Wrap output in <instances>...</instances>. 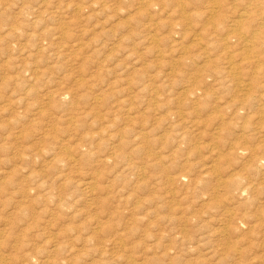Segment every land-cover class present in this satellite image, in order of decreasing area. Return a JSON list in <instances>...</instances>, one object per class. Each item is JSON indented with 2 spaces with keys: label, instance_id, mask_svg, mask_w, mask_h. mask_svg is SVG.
<instances>
[{
  "label": "rangeland",
  "instance_id": "374dc122",
  "mask_svg": "<svg viewBox=\"0 0 264 264\" xmlns=\"http://www.w3.org/2000/svg\"><path fill=\"white\" fill-rule=\"evenodd\" d=\"M162 21L143 0H0V264H264V192L218 191L247 162L227 119L187 105ZM171 197L193 224L169 222Z\"/></svg>",
  "mask_w": 264,
  "mask_h": 264
},
{
  "label": "bare ground",
  "instance_id": "6f19581e",
  "mask_svg": "<svg viewBox=\"0 0 264 264\" xmlns=\"http://www.w3.org/2000/svg\"><path fill=\"white\" fill-rule=\"evenodd\" d=\"M143 4L148 18L152 15L175 17L172 23L159 22L157 28L168 36L164 38V44L177 51L182 64L188 61L192 71L193 88L184 89L182 95L194 114L200 113L199 107L204 103L210 109L203 113L217 116L218 121L221 117L219 124L228 120L226 137L236 142L233 147L228 145V149L247 162L241 174L229 180L220 182L214 175L218 191L226 198L248 201L245 206L249 208L257 207V194L264 192V0H143ZM150 31L157 30L150 27ZM170 115L186 127L179 112ZM220 134V130L215 133L217 137ZM146 135L147 132L140 131L136 139L142 141ZM223 160L224 165L233 167ZM221 161L216 159V165ZM251 173L259 177L251 180L247 177ZM174 182L190 194L199 187L185 174L175 178ZM91 183H79L78 186L81 185L83 190L97 189ZM219 196L218 192L213 195L214 198ZM173 201L171 197L167 202V208L172 212L169 222L193 224L187 215H181L180 205H173ZM225 216L231 222L237 218L231 213ZM160 247L163 249L164 246L161 244ZM169 249L175 250L173 246ZM51 259L47 256L41 264H49Z\"/></svg>",
  "mask_w": 264,
  "mask_h": 264
}]
</instances>
